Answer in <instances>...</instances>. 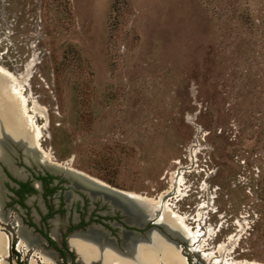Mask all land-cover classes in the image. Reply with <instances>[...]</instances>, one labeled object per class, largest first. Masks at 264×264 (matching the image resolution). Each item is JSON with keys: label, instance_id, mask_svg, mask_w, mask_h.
<instances>
[{"label": "rangeland", "instance_id": "obj_1", "mask_svg": "<svg viewBox=\"0 0 264 264\" xmlns=\"http://www.w3.org/2000/svg\"><path fill=\"white\" fill-rule=\"evenodd\" d=\"M0 66L54 161L148 197L182 179L183 256L264 263V0H0Z\"/></svg>", "mask_w": 264, "mask_h": 264}, {"label": "bare ground", "instance_id": "obj_2", "mask_svg": "<svg viewBox=\"0 0 264 264\" xmlns=\"http://www.w3.org/2000/svg\"><path fill=\"white\" fill-rule=\"evenodd\" d=\"M17 83L18 77L10 74L0 66V160L8 165L14 173L18 174L19 170L6 161L5 133L15 140L22 139L20 142L25 151V156L32 162L37 164L42 163L55 171H66L75 186L84 189L91 196L103 194L104 197L109 198L110 200L108 201H111L112 205L118 207L119 210L121 209L129 216L128 222L139 224L156 215L162 227L172 236L188 242L191 250L196 252L198 251L197 247H202L199 238L201 235L200 229L197 227L198 230L191 228L187 223L186 217L172 209L171 203L165 199L171 193H178L182 190V179H179L175 185L171 184V187L163 191L158 197H148L136 192L122 190L124 191L122 196L126 200L120 197L111 198L108 193L104 192V189H113L111 188L112 186L82 171L71 168V166L65 167L61 165L59 162L54 161L51 155L42 148V127L34 121L37 106L34 105L31 112L27 110V97ZM175 186L177 187L174 188ZM18 236L19 245L26 246L28 241H34L33 237H29L22 230H18ZM121 237L122 250H116L112 246V241L96 229H90L82 237L74 235L70 239V242L79 251L83 264H89L93 261H99L100 264H188L180 248L175 247L173 243L162 238L154 229L148 231L146 238L141 240H135L127 232H122ZM90 240L100 245L97 244L98 246H95ZM7 241V237L0 231V264H6L4 258H6ZM217 249L223 251V244H220ZM37 255L43 263L49 264L52 262L51 257L47 253H39ZM203 257L206 260L211 259L209 264H264L246 259H221L217 255L215 256L213 251L209 253L204 251ZM30 264H36L34 259L31 260Z\"/></svg>", "mask_w": 264, "mask_h": 264}, {"label": "flooded vegetation", "instance_id": "obj_3", "mask_svg": "<svg viewBox=\"0 0 264 264\" xmlns=\"http://www.w3.org/2000/svg\"><path fill=\"white\" fill-rule=\"evenodd\" d=\"M21 159L24 165L21 173H14L6 165H1L4 169L0 171L4 176L0 186V222L9 225V228L1 226V232L8 240L6 258H29V264L31 259L36 264H45L37 254L49 253L52 264H82L79 251L70 242L74 235L82 237L90 229H96L112 241L116 250H122V232L141 240L146 238L150 228H156L153 224L156 217L149 218L144 224L128 222L129 216L118 207H112L108 200L104 201L102 194L91 196L75 186L66 171H55L42 163H26L23 151ZM12 206L19 213L11 218L9 207ZM18 230L26 232L34 241H28L26 246L19 245ZM157 230L162 238L182 251L184 240L172 236L163 227ZM90 242L100 245L93 240ZM185 258L188 264H194L193 260ZM19 264L24 263L20 261Z\"/></svg>", "mask_w": 264, "mask_h": 264}, {"label": "water", "instance_id": "obj_4", "mask_svg": "<svg viewBox=\"0 0 264 264\" xmlns=\"http://www.w3.org/2000/svg\"><path fill=\"white\" fill-rule=\"evenodd\" d=\"M4 141H5V145H6V148L7 149H11V148H13L14 149V151H16V149H15V147H17L18 149H21L22 150V143L20 142V141H22V139H18V140H15L14 138H12L9 134H7V133H5L4 134ZM13 162V161H12ZM1 165H5V163L4 162H2V161H0V171H1V169H2V167H1ZM7 166V168H9L10 169V167L8 166V165H6ZM4 176H2V174L0 173V186H1V184H2V178H3ZM111 188H113V189H104V192H106V193H108V195L109 196H111V198H123V200H126V199H124V197L122 196L123 194H124V191H122V190H119V189H117V188H115V187H111ZM129 196V195H128ZM102 197H103V200L105 201V200H110L109 198L107 199L106 197H104V195L102 194ZM112 199V200H113ZM109 203H111V201H109ZM0 204H1V200H0ZM111 206L112 207H114V205H112L111 204ZM156 217V215L155 216H152L151 218H155ZM148 219H146L145 221H143L142 222V224H144L146 221H147ZM153 224L156 226V228H152V229H154V230H156L160 235H161V232L159 231V230H157V229H159V227H162V225H161V223L158 221V219L156 218L154 221H153ZM151 228H150V230H152ZM150 230H148V231H150ZM148 231H147V233H148Z\"/></svg>", "mask_w": 264, "mask_h": 264}]
</instances>
